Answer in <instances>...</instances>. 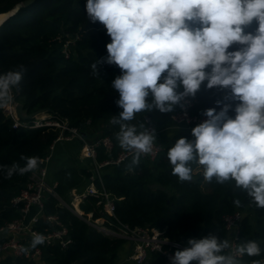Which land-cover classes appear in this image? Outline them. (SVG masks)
<instances>
[{
    "label": "trees",
    "instance_id": "trees-1",
    "mask_svg": "<svg viewBox=\"0 0 264 264\" xmlns=\"http://www.w3.org/2000/svg\"><path fill=\"white\" fill-rule=\"evenodd\" d=\"M24 1L0 0V15ZM86 3L87 0H35L4 22L0 27V75L22 65L26 73L20 90H13V102L24 104L29 113L46 110L53 120L68 122L89 139L96 135L110 137L114 143L112 151L108 152L105 147L97 150V161L103 163L117 159L123 151L114 140L113 131L106 129L102 135L98 133L99 124L111 121L122 111L115 103L119 94L111 86L114 78L121 75V69L105 62L106 45L111 43V38L102 23L88 19ZM257 26L253 21L245 31L255 33ZM235 48L234 45L229 50ZM93 64H97L98 71L93 69ZM189 98L196 101L192 114L200 115L209 108L220 111L223 103H230L234 109L237 103L226 100L224 91L207 89L205 85L195 97ZM156 111L137 113L131 123L138 129L140 125L147 128L145 117ZM229 115L234 117L235 112L230 111ZM13 124L14 119L0 109V166L10 167L16 163L23 167L26 161L21 157L42 160L62 133L54 126L14 129ZM174 136L175 142L181 137L194 139L192 133L174 132ZM175 142L166 146L154 160L141 156L138 165H132L131 159L120 166L103 169L105 187L115 200L118 219L132 229H158L172 241L183 242L184 238L185 245L189 246L190 238L200 239L209 233L228 240L225 217L240 212L243 220L239 244L254 240L261 254L238 259L241 264H252L254 260L264 264V208L252 203L234 181L219 184L213 178L207 182L202 166L196 163L191 165L192 180L181 182L172 174L167 156ZM91 166L90 162L82 165L75 161L70 167L52 171V181L57 183L58 195L64 202H71L72 190L86 186L94 174ZM32 173L5 178V173L0 171V228L21 217L11 208L12 201L20 195ZM97 202L98 198L91 196L81 207L87 213L93 210L97 218L100 216ZM63 228L72 239L67 249L55 242L31 248L33 238H29L27 253L16 257L11 252H3L0 264H116L118 251L126 243L97 231L59 199L49 197L35 230L49 236ZM4 241L5 238L0 246ZM38 248L41 256L30 258L28 255ZM157 263L163 264L164 259H157Z\"/></svg>",
    "mask_w": 264,
    "mask_h": 264
},
{
    "label": "clouds",
    "instance_id": "clouds-1",
    "mask_svg": "<svg viewBox=\"0 0 264 264\" xmlns=\"http://www.w3.org/2000/svg\"><path fill=\"white\" fill-rule=\"evenodd\" d=\"M86 12L111 38L105 62L121 69L111 86L122 111L110 123L119 126L116 139L132 154V165L152 153L156 141L155 129L131 123L137 113L184 107L182 102L195 97L202 85L227 91L225 99L236 101L235 108L223 103L218 112L206 109L207 119L191 130L194 139L181 137L168 150L172 174L191 181L196 163L207 182L234 181L264 208V0H87ZM253 21L255 33L246 32ZM92 67L97 70V64ZM25 73L21 65L0 75V109L13 103V90H20ZM21 159L23 167L0 166L5 178L34 171L40 163L38 157ZM44 242L36 234L30 247ZM187 244L170 257L171 264H241L239 257L261 254L254 240L226 252L232 247L229 240L214 233Z\"/></svg>",
    "mask_w": 264,
    "mask_h": 264
},
{
    "label": "built area",
    "instance_id": "built-area-1",
    "mask_svg": "<svg viewBox=\"0 0 264 264\" xmlns=\"http://www.w3.org/2000/svg\"><path fill=\"white\" fill-rule=\"evenodd\" d=\"M76 39H79L77 37ZM70 43H74L71 41ZM65 53L68 55L67 50ZM184 107L170 114L172 121L171 129L175 133H192V128L202 123L206 116L200 114H192V109L196 105V101L186 98L182 102ZM16 104L13 102L4 113L14 119L13 128H40L44 126H54L61 129L62 133L50 146L48 154L40 160L39 166L31 174L28 183L21 191L20 195L12 201L11 208L20 214V218L16 221L6 224L0 228V234L4 236V241L0 246V255L3 252H11L16 257H22L23 248H27L26 241L39 234L35 230V226L44 215V207L49 197H55L60 200L61 204L73 211L78 217L88 223L92 228L105 234L111 238L123 239L131 244V252L129 261L135 264H159L157 259L163 258V264H171L170 257L175 251L183 250L188 247L184 242L172 241L163 236L162 232L155 228L139 227L132 229L128 225L122 223L116 216L115 200L106 190L102 171L107 167L120 166L132 159V154L123 150L117 159H111L103 163L97 161V150L105 147L108 152L112 151L114 143L110 137H97L89 139L86 134L81 133L77 128L71 127L68 122H59L53 120L50 114L43 115L32 121H21L16 116ZM147 128L155 129L158 134L157 123L153 115L145 117ZM69 133L68 135L64 134ZM77 141L81 145V153L84 160L92 163L90 170L94 173L88 180L83 189H74L71 192L72 200L70 203L64 202L57 192V183L52 181L50 174V164L55 155L57 145L65 142ZM164 146L158 142L154 143L152 153L142 155L154 160L163 150ZM98 198L96 207L100 212L99 217H95L94 211L86 212L82 209V205L88 197ZM56 222V218H49ZM243 214L237 212L233 215L225 217V226L229 233L228 240L233 251L239 245V235ZM45 242H55L63 249H67L72 239L69 237L67 229L63 228L49 236H43ZM42 252L38 248L28 256L37 258Z\"/></svg>",
    "mask_w": 264,
    "mask_h": 264
},
{
    "label": "crops",
    "instance_id": "crops-1",
    "mask_svg": "<svg viewBox=\"0 0 264 264\" xmlns=\"http://www.w3.org/2000/svg\"><path fill=\"white\" fill-rule=\"evenodd\" d=\"M172 112H174V110ZM172 112L166 113L164 115L157 111L153 113V116L159 127L155 142L162 144L164 147L172 145L175 142L174 131L171 129L173 124L170 120V114ZM102 127L104 129V125ZM105 128L114 131V129H112L110 125H107ZM103 133H105V131H102L99 134L102 135ZM97 137L99 136L96 135L95 138ZM80 146L77 145V141L58 144L54 158L52 160V163L50 164V174L52 173V171H57L72 166L76 159H78L79 164L87 165V162L89 161L84 160L82 156H79L82 155L81 148L79 149ZM130 252L131 244H129V242H126L118 251L116 264H135L128 259Z\"/></svg>",
    "mask_w": 264,
    "mask_h": 264
},
{
    "label": "water",
    "instance_id": "water-1",
    "mask_svg": "<svg viewBox=\"0 0 264 264\" xmlns=\"http://www.w3.org/2000/svg\"><path fill=\"white\" fill-rule=\"evenodd\" d=\"M35 0H26L22 3L17 4L13 10H11L8 13H5V21L6 22L10 17L14 16L21 8L28 7L31 4L34 3ZM3 22V23H4ZM229 93L227 91H224V97H227ZM49 114L46 110H40L33 113H29V110L25 108L24 104L17 103L16 104V116L21 121H32L38 117H41L43 115ZM182 241L184 242L185 239L183 238Z\"/></svg>",
    "mask_w": 264,
    "mask_h": 264
},
{
    "label": "rangeland",
    "instance_id": "rangeland-1",
    "mask_svg": "<svg viewBox=\"0 0 264 264\" xmlns=\"http://www.w3.org/2000/svg\"><path fill=\"white\" fill-rule=\"evenodd\" d=\"M180 108V106L178 105V106H176L175 108H174V110L176 111V110H178L179 108ZM157 112H159V111H157ZM160 113V112H159ZM162 115H164V114H166V113H161ZM104 125V129H103V126ZM107 125H110V127L112 128V129H114V131H113V137H114V140H116L117 141V139H116V135H117V133H118V131H119V126L118 125H112L111 123H110V121L109 122H103V123H101V124H99V126H98V129H99V133H101L102 131H106V126ZM157 128H159L158 127V125H157ZM118 142V141H117ZM119 144V143H118ZM78 146H79V144H77ZM79 156H81V155H79ZM77 163H78V159H76L75 160ZM74 161V162H75ZM84 164H86V163H84ZM195 173H197L196 171H195ZM4 239V236L2 235V234H0V241H2Z\"/></svg>",
    "mask_w": 264,
    "mask_h": 264
},
{
    "label": "bare ground",
    "instance_id": "bare-ground-1",
    "mask_svg": "<svg viewBox=\"0 0 264 264\" xmlns=\"http://www.w3.org/2000/svg\"><path fill=\"white\" fill-rule=\"evenodd\" d=\"M4 21H5V15L4 14H1L0 15V27L3 24Z\"/></svg>",
    "mask_w": 264,
    "mask_h": 264
}]
</instances>
